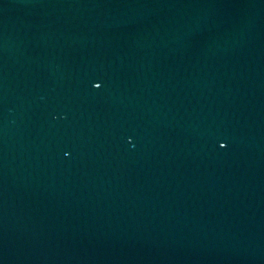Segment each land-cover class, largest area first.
<instances>
[{
  "label": "water",
  "instance_id": "obj_1",
  "mask_svg": "<svg viewBox=\"0 0 264 264\" xmlns=\"http://www.w3.org/2000/svg\"><path fill=\"white\" fill-rule=\"evenodd\" d=\"M0 264H264V0H0Z\"/></svg>",
  "mask_w": 264,
  "mask_h": 264
}]
</instances>
